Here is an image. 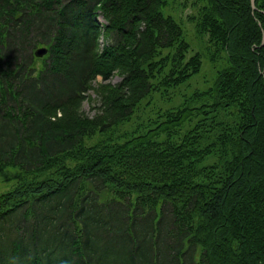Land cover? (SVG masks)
<instances>
[{
	"label": "trees",
	"instance_id": "16d2710c",
	"mask_svg": "<svg viewBox=\"0 0 264 264\" xmlns=\"http://www.w3.org/2000/svg\"><path fill=\"white\" fill-rule=\"evenodd\" d=\"M202 1L198 34L223 62L195 94L206 100L89 146L151 94L167 60L156 56L174 50L167 85L198 74L202 56L185 62L166 0H0V171L46 176L0 194V264H264V0Z\"/></svg>",
	"mask_w": 264,
	"mask_h": 264
},
{
	"label": "rangeland",
	"instance_id": "374dc122",
	"mask_svg": "<svg viewBox=\"0 0 264 264\" xmlns=\"http://www.w3.org/2000/svg\"><path fill=\"white\" fill-rule=\"evenodd\" d=\"M167 5L163 12L166 15H172L173 18L181 24L184 30V38L189 43V50L186 51L185 62L196 53H200L203 60V65L198 74L193 75L191 78L180 84H164L162 82V77H165L169 73L172 63L173 56H166L167 54H173V49L164 50V55L156 56L154 63L161 61V59H167L163 63L159 64L155 69L156 78L153 79L154 89L151 94L145 98L139 105L132 117L121 121L116 128L103 134L97 131L95 134L89 136L86 140L87 145H94L103 140L112 142H126L128 139L132 138V134L135 131L144 132L143 123L148 125H153L155 120L166 119L163 113L169 109L173 111H178L186 106L187 103H196L199 106L206 99L202 97L197 99L195 94L208 89L214 82L217 74V70L221 68L223 62L218 64H213L210 61V56L212 53V46H209V35L198 34L197 23L201 15V8L205 5L202 0H166ZM41 61H38V65H41ZM162 64H165L164 69L161 74L157 71ZM121 80V77L117 74L110 78L111 83H117ZM98 81H102L99 76ZM96 85V82H93ZM87 99L82 104V111L89 115L94 116L96 111L92 108L93 104H97L96 92L92 89L87 92ZM91 98L94 100L91 101ZM195 105V104H194ZM199 118H191L185 121L178 132H176L173 137H170L172 142L176 145H182L184 137L189 131L194 130V127L198 124ZM168 136L163 135L162 138L165 139ZM111 139V140H109ZM161 139V137H160ZM73 166L74 160L72 162L68 161ZM213 163V160H208L200 164L199 167H204L207 164ZM201 169V168H200ZM45 175H33L26 174L23 170L14 165H7L3 167L0 171V194L7 191L13 190L17 186L23 184L33 183L39 181ZM114 190L109 186L102 194H99V203H103L105 200H111L114 196ZM136 195H132V200L134 201Z\"/></svg>",
	"mask_w": 264,
	"mask_h": 264
},
{
	"label": "water",
	"instance_id": "95a60500",
	"mask_svg": "<svg viewBox=\"0 0 264 264\" xmlns=\"http://www.w3.org/2000/svg\"><path fill=\"white\" fill-rule=\"evenodd\" d=\"M251 6L253 8V10H256V0H251ZM264 43V38L262 40V44ZM48 52V48L47 47H40L35 51V54L39 57L43 56L44 54H46Z\"/></svg>",
	"mask_w": 264,
	"mask_h": 264
}]
</instances>
